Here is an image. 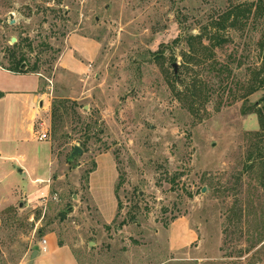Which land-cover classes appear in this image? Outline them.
I'll return each mask as SVG.
<instances>
[{
  "label": "rangeland",
  "instance_id": "rangeland-1",
  "mask_svg": "<svg viewBox=\"0 0 264 264\" xmlns=\"http://www.w3.org/2000/svg\"><path fill=\"white\" fill-rule=\"evenodd\" d=\"M258 2L0 0V264L52 232L81 264H264V87L244 97L217 70L262 67ZM238 8L247 26L209 47ZM21 57L37 72H11ZM39 82L46 141L27 123Z\"/></svg>",
  "mask_w": 264,
  "mask_h": 264
},
{
  "label": "trees",
  "instance_id": "trees-1",
  "mask_svg": "<svg viewBox=\"0 0 264 264\" xmlns=\"http://www.w3.org/2000/svg\"><path fill=\"white\" fill-rule=\"evenodd\" d=\"M255 7H256V9L261 10V8H262L261 0H259L258 3H255ZM250 12H251V8H246L244 11H241V9L238 8V12H236L234 9H232V10L225 11L220 17L216 18V20L212 23V26L214 27V29L217 33L214 34L212 37H210V40H209L210 46L209 47L222 46L224 43H226V39L220 35V32L222 30H226L227 28H235L238 26H243V27L247 26V21H243V19H241V15L243 17H245V19H247L246 13H250ZM198 38L200 39V44L203 47V49H208L204 46L202 37L199 36ZM17 46H18V42L14 44V47H17ZM259 46L262 50H264V36L262 37ZM191 50H193V49H191ZM193 53L196 55L198 54L197 52H193ZM198 57H200V55ZM205 58H207V56L203 55L202 57L199 58L200 59L199 62H201V63L204 62ZM236 59L237 58H235L234 61H236ZM237 60L238 61H236V62H237L238 67L241 68L245 65L244 61H242L243 59L240 58ZM24 62H25V59L23 57H21L14 64V68L9 69V70L11 72L19 73V74L36 73L37 72V66H34L32 68V70H29L28 65H27V67H23ZM206 65H212L211 68H213L214 70L216 69V66H217V64L213 65V62H211L210 64L207 63ZM218 65H220V68H217L219 74L222 75L225 72L228 73V77L232 78V83H234V88H238L239 90L245 91V95H243L244 97H246L250 94H253L256 91L260 90L262 87H264V55L262 57V67L259 69H256V68L251 69V71H250L251 76L248 79V81L245 80L246 77H244V79H243V78L239 77L238 75H234L233 69L230 68V66L228 64L224 65V64L218 63ZM0 98H1V95H0ZM56 116H57V106L54 105L53 111H52L53 119H55ZM53 133L55 136L56 131L53 130ZM60 219H62V218H60ZM42 232H43V230H39L40 234H42ZM33 250H34V248L31 247L28 250V253H31Z\"/></svg>",
  "mask_w": 264,
  "mask_h": 264
},
{
  "label": "crops",
  "instance_id": "crops-1",
  "mask_svg": "<svg viewBox=\"0 0 264 264\" xmlns=\"http://www.w3.org/2000/svg\"><path fill=\"white\" fill-rule=\"evenodd\" d=\"M84 43H87V42H84ZM87 44H89V42ZM2 70H4V69H2ZM70 70H72V69H70ZM4 71H7V70H4ZM72 71H86V68H83L81 66H77V64H75V69H73ZM7 72H9V71H7ZM31 75H35L36 77L39 78V76H37L36 74H31ZM0 92L2 93L1 98H5V93L2 91H0ZM48 95L49 94L42 91V86L40 83V85H38L32 93L28 94L27 99H26L27 104L32 102V103L38 105L36 108L32 107V109L27 108V110H26L27 123H28L29 129H30V133L32 134L34 139L36 137V140H38L37 136L40 135L42 132L39 134L35 133V120H36L37 116L40 115L41 111L48 109V107H49V103L47 101ZM17 98H18V96H16L14 99L18 100ZM48 145H49V148H51L50 144H48ZM2 148H3V146L1 145V142H0V155L3 152ZM20 170H22V171H20ZM19 173L22 175L23 178H28L29 175L31 176L30 172L28 171L27 167H25V166H21V169H19ZM37 180L45 181L46 179H44L38 173V175H36L34 178L32 177L31 181H32V183H34L36 185ZM24 193H28V191H25ZM44 238L47 239V247H48L47 252L41 251V241L42 240H40L34 246V250H38V254L35 257V259L32 260V258H31L32 252L34 251L33 250L31 253H26L25 256L20 260V262L18 264H81L78 256L76 255L75 251L73 250V248L70 245L61 241L57 234H55L53 232L48 233L45 235Z\"/></svg>",
  "mask_w": 264,
  "mask_h": 264
},
{
  "label": "built area",
  "instance_id": "built-area-1",
  "mask_svg": "<svg viewBox=\"0 0 264 264\" xmlns=\"http://www.w3.org/2000/svg\"><path fill=\"white\" fill-rule=\"evenodd\" d=\"M49 82V86L53 85V82L51 80H48ZM48 130H44L40 135L37 136L39 141H45L49 138V132H47ZM38 184L43 183L44 181L41 180H37L36 181ZM41 197H42V201L46 202L48 201V197H50L49 195L46 194V192H42L41 193ZM52 200L57 201L58 197L56 195L51 196L50 197ZM48 247H47V239H42L41 241V251L42 252H47Z\"/></svg>",
  "mask_w": 264,
  "mask_h": 264
},
{
  "label": "water",
  "instance_id": "water-1",
  "mask_svg": "<svg viewBox=\"0 0 264 264\" xmlns=\"http://www.w3.org/2000/svg\"><path fill=\"white\" fill-rule=\"evenodd\" d=\"M12 42L15 43V42H16V39H12ZM174 67H175V72H177V66L175 65ZM82 152H83V150H82L79 146H75V147H74V151H73L71 157L74 158L75 156L81 154ZM72 158H71V159H72ZM20 171H22V170H20ZM204 191H205V189H204ZM93 244H94V243H90L91 246H92ZM37 254H38V250H34V251L32 252V255H31L32 260L35 259V257L37 256Z\"/></svg>",
  "mask_w": 264,
  "mask_h": 264
}]
</instances>
